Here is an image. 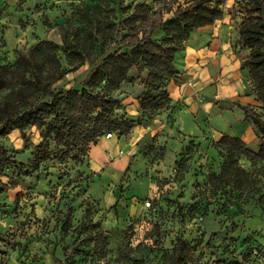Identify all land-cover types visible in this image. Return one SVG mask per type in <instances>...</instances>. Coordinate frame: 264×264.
I'll use <instances>...</instances> for the list:
<instances>
[{
    "label": "rangeland",
    "instance_id": "1",
    "mask_svg": "<svg viewBox=\"0 0 264 264\" xmlns=\"http://www.w3.org/2000/svg\"><path fill=\"white\" fill-rule=\"evenodd\" d=\"M23 1L18 6L16 0H0V9L4 10L0 13L1 65H12L19 55L28 53L44 39L61 47L64 31L73 33L82 28L79 6L85 0ZM141 1L152 16L156 17L160 10L163 20L175 9L167 0ZM160 37L158 31L155 38ZM181 62L179 55L175 67L179 69ZM91 66L85 64L53 88L76 86L86 78ZM130 79L115 95L123 100L126 114L136 116V98L142 86L136 82L135 71L130 72ZM213 92L205 90L199 98L212 100ZM174 103L153 122L136 125L125 137H104L107 158L100 151L94 155L93 145L80 164L59 163L51 153L39 174L32 172L17 178L12 171H6L2 182L14 181L18 187L0 195V264H62L60 225L71 210L73 220L66 242L70 246L76 243L74 231L82 222L85 206L90 207L93 220L107 237L110 264H119L117 251L126 227H131L129 244L135 249L127 264L160 263L178 237L186 239L200 264H264V203H258L259 195L264 198V173L260 176V194L244 191L229 198L210 197L205 190L207 175L218 171L222 163L212 147L218 138L213 132L223 130L240 138L248 122L238 121L242 112L236 107L223 110L214 106L195 115L183 102ZM131 107L136 112L133 115L127 111ZM26 136L30 144L41 141L35 128L29 129ZM245 143L257 151L256 137L247 135ZM0 144L15 153L19 162L27 163L30 158L18 131L0 139ZM239 163L257 176L262 167L244 159ZM18 194L21 196L16 207ZM177 205L184 207V217L179 215ZM188 206L200 210L190 214ZM155 227L159 239L152 234ZM74 261L94 264L96 259L92 254H82Z\"/></svg>",
    "mask_w": 264,
    "mask_h": 264
},
{
    "label": "trees",
    "instance_id": "2",
    "mask_svg": "<svg viewBox=\"0 0 264 264\" xmlns=\"http://www.w3.org/2000/svg\"><path fill=\"white\" fill-rule=\"evenodd\" d=\"M128 1L126 5V0H85L79 6L82 28L73 33L64 31L61 47L44 39L28 53L19 55L12 65L0 64V96H3L0 139L18 131L24 140L23 150L30 152L27 163H22L15 153L0 144V195L18 187L14 181L2 182L6 171H12L17 178L32 172L39 174L51 153L59 163L80 164L90 146L106 135L125 137L136 125L151 123L161 111L174 106L167 86L177 81V57L193 32L213 25L225 13L217 0H183V3L167 0L175 9L163 20L160 10L155 17L141 0ZM16 2L18 6L24 4L23 0ZM0 13L4 10L0 9ZM227 13L237 33L235 52L241 70L249 79V94L259 104L234 103L255 132L257 151L234 136L225 135L212 142L222 163L218 171L207 175L205 190L210 197L229 198L236 192L260 194L263 187L260 176L264 173V0H235ZM158 31L161 33L159 39L155 38ZM2 45L0 36V47ZM123 48L125 52L121 51ZM85 64L92 66L82 82L67 89L53 88ZM131 71L136 72V82L142 86L136 98V116L127 115L123 100L115 95L124 84L132 81ZM31 128L40 134L38 144H30L26 136ZM241 159L250 165L261 164L258 176L242 167ZM20 196L15 198L16 207ZM263 199V194L259 195L260 205ZM177 208L179 215L184 217V207L177 205ZM188 208L190 214L200 210L197 206ZM72 220L71 210H68L59 228L62 264H75L74 257L82 254H92L96 259L94 264H110L107 237L93 220L90 207H84L82 222L74 231L77 242L70 246L66 238ZM130 231L131 227L124 229L117 251L119 264L132 260L135 249L129 244ZM152 234L159 239L157 227ZM256 250H253L255 254ZM139 264L146 262L139 261ZM157 264L200 262L186 239L178 237Z\"/></svg>",
    "mask_w": 264,
    "mask_h": 264
},
{
    "label": "crops",
    "instance_id": "3",
    "mask_svg": "<svg viewBox=\"0 0 264 264\" xmlns=\"http://www.w3.org/2000/svg\"><path fill=\"white\" fill-rule=\"evenodd\" d=\"M217 1L223 5L225 11L223 17L215 21L213 25L200 28L190 35L185 49L181 53V59L183 58L181 67L176 68L179 73L176 82L179 84L171 82L167 86V91L173 102H183L188 111L195 115L199 111L208 112L214 106L230 110L235 108L234 103L259 106L249 94V79L246 73L241 70L240 60L235 52L237 33L227 13L235 0ZM208 89L214 91L212 100L202 96L203 99L199 98V94ZM133 109L134 107L127 108V111L129 110L128 112L133 115L136 113ZM238 121L245 122L243 114L239 116ZM229 125L230 122H227V126ZM251 128L249 123L247 127H244L242 136H240L244 142L247 135L255 137V132H252ZM213 133H217L216 141L225 135L229 136L223 130ZM104 140L107 139H100L92 147L91 152L98 155L97 152L100 151L107 158V154L104 153L106 151L105 143H102L105 142Z\"/></svg>",
    "mask_w": 264,
    "mask_h": 264
},
{
    "label": "built area",
    "instance_id": "4",
    "mask_svg": "<svg viewBox=\"0 0 264 264\" xmlns=\"http://www.w3.org/2000/svg\"><path fill=\"white\" fill-rule=\"evenodd\" d=\"M111 137H112V135H110V134L106 135V138H111ZM146 206L148 207L149 203H146Z\"/></svg>",
    "mask_w": 264,
    "mask_h": 264
}]
</instances>
